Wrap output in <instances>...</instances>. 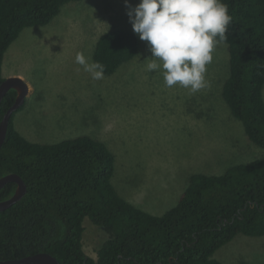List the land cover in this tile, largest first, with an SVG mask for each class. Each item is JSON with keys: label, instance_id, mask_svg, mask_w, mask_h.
Here are the masks:
<instances>
[{"label": "trees", "instance_id": "trees-1", "mask_svg": "<svg viewBox=\"0 0 264 264\" xmlns=\"http://www.w3.org/2000/svg\"><path fill=\"white\" fill-rule=\"evenodd\" d=\"M78 1L0 0V85L5 54L21 33L50 24ZM222 2L232 16L222 95L249 139L264 149V0ZM141 47L133 29L109 28L96 40L93 60L110 76ZM16 97L15 89L3 97L0 124ZM24 106L12 114L0 149V178L17 173L27 185L19 201L0 211V259L47 252L60 264H225L214 256L218 249L240 234L264 236V157L217 174L192 173L177 204L156 215L119 193L112 182L116 155L106 142L87 134L31 141L15 125ZM16 189L8 182L0 201ZM87 217L105 233L97 258L84 250Z\"/></svg>", "mask_w": 264, "mask_h": 264}, {"label": "rangeland", "instance_id": "rangeland-1", "mask_svg": "<svg viewBox=\"0 0 264 264\" xmlns=\"http://www.w3.org/2000/svg\"><path fill=\"white\" fill-rule=\"evenodd\" d=\"M117 26L132 29L125 0H81L65 5L50 24L26 28L11 44L3 74L30 86L15 116L26 138L55 143L87 134L103 140L116 155L112 182L119 193L156 215L177 204L192 173L217 174L264 157L222 95L230 73L227 43L215 48L206 86L194 93L167 87L160 70L147 71L152 54L146 41L134 60L93 80L76 54L94 61L99 35ZM84 224V250L97 258L105 233L88 217ZM214 256L225 264H264V236L240 234Z\"/></svg>", "mask_w": 264, "mask_h": 264}, {"label": "clouds", "instance_id": "clouds-1", "mask_svg": "<svg viewBox=\"0 0 264 264\" xmlns=\"http://www.w3.org/2000/svg\"><path fill=\"white\" fill-rule=\"evenodd\" d=\"M135 34L146 41L152 54L147 71L160 70L167 87L179 84L196 92L206 86V66L215 48L226 41L232 21L222 0H140L132 6L125 0ZM75 62L103 79L104 65L78 52Z\"/></svg>", "mask_w": 264, "mask_h": 264}, {"label": "water", "instance_id": "water-1", "mask_svg": "<svg viewBox=\"0 0 264 264\" xmlns=\"http://www.w3.org/2000/svg\"><path fill=\"white\" fill-rule=\"evenodd\" d=\"M17 91V97L14 104L5 113L0 124V149L5 141L8 125L12 114L25 104L26 98L30 92L29 84L20 76H11L6 78L0 85V104L5 94L10 90ZM16 182L17 189L8 199L0 201V211L6 210L17 201H19L27 192V185L20 175L11 173L0 178V189L8 182ZM0 264H60L58 259L47 252H40L33 255L24 256L15 259H0Z\"/></svg>", "mask_w": 264, "mask_h": 264}]
</instances>
